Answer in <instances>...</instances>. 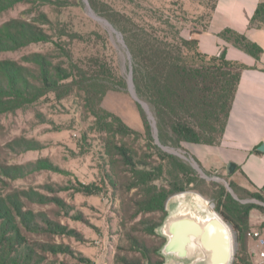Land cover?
Listing matches in <instances>:
<instances>
[{
  "label": "rangeland",
  "instance_id": "obj_1",
  "mask_svg": "<svg viewBox=\"0 0 264 264\" xmlns=\"http://www.w3.org/2000/svg\"><path fill=\"white\" fill-rule=\"evenodd\" d=\"M102 1L121 8L129 5V0ZM154 1L165 15L183 19L187 37H196L211 13L196 0ZM44 17L51 23L42 24ZM13 19L36 22L52 41L15 44L12 50L0 51V60L31 67L34 65L26 57L41 52L68 68L71 50L78 66L91 70L98 78L93 82L104 86L95 89L94 95L102 99V108L119 116L136 132L113 140L96 124L93 105L83 100L87 94L73 85L50 92L32 104L0 110V196L21 202L25 211L35 214L30 227H24L17 215L22 240L15 247L30 264H159L163 257L156 250L165 239L151 233L141 221L159 219L163 212L142 211L145 207L141 196L136 195L138 188L131 186L134 178L130 166L117 149L113 155L110 152L112 143L122 144L148 157L155 166L161 162L154 154V146L159 143L154 121L131 89L132 59L126 45L104 22L90 15L86 0H0V28ZM76 32L82 33L83 40H73ZM93 59L114 65L119 81L110 84L103 78L104 69L95 73L89 65ZM101 90H105L103 95ZM162 148L180 157L205 179V195L201 194L214 210L220 199L219 186H224L227 193L242 204L254 205L253 210L264 217L260 190L229 176L209 175L184 150ZM169 177L166 170L165 178ZM157 184L166 182L159 180ZM36 193L53 200L40 202ZM230 226L237 252L241 248ZM252 229L250 225L244 230L249 233Z\"/></svg>",
  "mask_w": 264,
  "mask_h": 264
},
{
  "label": "trees",
  "instance_id": "obj_2",
  "mask_svg": "<svg viewBox=\"0 0 264 264\" xmlns=\"http://www.w3.org/2000/svg\"><path fill=\"white\" fill-rule=\"evenodd\" d=\"M196 1L211 10L210 20L218 0ZM89 4L94 12L105 17L121 32L131 54L135 91L148 104L153 121L156 122L159 143L154 146V154L161 160L160 165L155 166L148 157L122 144L112 143L110 150L113 155L117 149L130 166L129 171L134 178L131 186L138 188L136 195L141 196L145 207L142 211L163 212L159 219L148 217L141 221L154 234L155 228L167 214L166 201L171 195L187 190L205 195V179L191 165L162 147L188 152V143L218 145L223 138L245 65L230 61L224 55L203 52L198 38L200 32L196 37H187L183 19L165 15L154 0H129L128 7L122 8L102 0H89ZM44 18L41 19L42 24L51 23L50 19ZM252 24L264 26V0H260ZM92 33L101 38L97 31ZM221 35L254 55L262 52L260 46L250 42L244 35L231 30H225ZM72 38L83 40V35L76 32ZM49 41H52L51 36L33 21L13 19L0 28V51L12 50L15 44ZM68 58V68L55 64L41 52L26 57V61L34 65L31 67L9 59L0 60V110L32 104L50 92H58L66 85H73L87 94L83 100L93 105L96 124L102 131L110 133L113 140L118 135L125 137L136 133L119 116L102 108V99L94 95L95 89H103L104 86L93 82L98 78L91 70L87 72L79 67L71 50ZM89 65H92L95 73L104 69L103 78L110 84L115 85L119 81L114 65H108L100 59L90 60ZM104 92L101 90L102 95ZM142 115L148 124L144 110ZM166 170L170 176L168 179L165 178ZM206 173L213 175L211 172ZM159 180H164L166 184L158 185ZM219 187L221 194L215 209L233 226L241 248L236 252L233 264H253L255 260L247 246L248 232L244 229L250 226V213L256 207L240 203L226 192L224 186ZM213 193L216 199V191L213 190ZM36 195L40 202L53 200L40 193ZM260 198L264 200V195ZM17 215L24 227H30L29 223L35 220L34 212L25 211L21 202L0 196V264H30L25 254H20L15 247L19 239L22 240L20 226L16 222Z\"/></svg>",
  "mask_w": 264,
  "mask_h": 264
},
{
  "label": "crops",
  "instance_id": "obj_3",
  "mask_svg": "<svg viewBox=\"0 0 264 264\" xmlns=\"http://www.w3.org/2000/svg\"><path fill=\"white\" fill-rule=\"evenodd\" d=\"M259 3L260 0H218L206 28L198 34L203 52L224 55L245 68L240 74L221 142L218 145L188 143L186 148L204 172L243 181L264 195V26L252 24ZM225 30L244 35L260 46L262 52L254 55L233 40L225 39L221 35ZM229 163L236 165L232 173H228ZM263 223L264 217L252 210L250 225L264 229ZM248 237V250L256 260L262 246Z\"/></svg>",
  "mask_w": 264,
  "mask_h": 264
},
{
  "label": "water",
  "instance_id": "obj_4",
  "mask_svg": "<svg viewBox=\"0 0 264 264\" xmlns=\"http://www.w3.org/2000/svg\"><path fill=\"white\" fill-rule=\"evenodd\" d=\"M86 3L90 15L104 22L125 44L122 34L109 21L96 15L88 0ZM130 82L134 96L153 119L148 104L134 89L132 72ZM154 124L156 127L155 121ZM235 168L234 163H229L228 173ZM166 210L163 222L155 228V233L165 239L158 249L164 258L160 264H233L236 254L233 229L201 193L187 190L171 195L166 201Z\"/></svg>",
  "mask_w": 264,
  "mask_h": 264
},
{
  "label": "built area",
  "instance_id": "obj_5",
  "mask_svg": "<svg viewBox=\"0 0 264 264\" xmlns=\"http://www.w3.org/2000/svg\"><path fill=\"white\" fill-rule=\"evenodd\" d=\"M248 236L256 239L262 246L253 264H264V229H253L249 231Z\"/></svg>",
  "mask_w": 264,
  "mask_h": 264
}]
</instances>
